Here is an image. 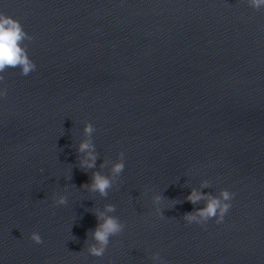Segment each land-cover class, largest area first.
<instances>
[{"label":"water","instance_id":"obj_1","mask_svg":"<svg viewBox=\"0 0 264 264\" xmlns=\"http://www.w3.org/2000/svg\"><path fill=\"white\" fill-rule=\"evenodd\" d=\"M0 11L32 37L23 46L36 64L0 81V264H158L155 252L165 264H264V9L0 0ZM88 122L95 169L79 166ZM120 152L106 197L81 188ZM204 180V192L236 194L220 224L183 219L203 207L186 197ZM110 204L125 228L91 256L95 213Z\"/></svg>","mask_w":264,"mask_h":264},{"label":"clouds","instance_id":"obj_2","mask_svg":"<svg viewBox=\"0 0 264 264\" xmlns=\"http://www.w3.org/2000/svg\"><path fill=\"white\" fill-rule=\"evenodd\" d=\"M248 6L252 9H264V0H246ZM25 39L31 40L32 37L24 30L19 20L12 16L6 15L0 11V81L4 79L3 73L9 69L19 68L21 75L27 76L36 69V64L29 57L27 48L23 46ZM7 94L4 88H0V97ZM85 139H83L78 147L80 154L79 166L83 169H95L97 166L98 154L93 141V133L96 131L91 122L84 125ZM107 166V162L101 163L100 167ZM125 169V153L120 152L118 159L112 163L110 174L105 175L99 171H94L90 184L81 185V188L90 192L99 193L101 196H107L109 190L116 184ZM69 180L71 177L68 178ZM210 187L207 180L202 181L200 188H193L186 199L193 205L203 202V207L196 208L194 211L185 214L184 220L189 223H195L205 226L210 220H215L217 224L224 221L225 216L232 207V201L235 193L227 188L221 190L219 195H212L204 192L203 189ZM157 204L164 200V197L157 195L154 197ZM53 202L56 206L66 205L68 196L66 194L56 193L53 195ZM116 208L114 205H106L104 211L95 213L97 225L92 231L91 236L95 243L90 244L87 252L91 256L101 257L104 255L110 239L120 234L124 228V223L115 216ZM158 215H163V209H156ZM30 239L36 244H42L43 240L38 232H32ZM152 259L158 264H165L163 257L159 252L152 255Z\"/></svg>","mask_w":264,"mask_h":264}]
</instances>
